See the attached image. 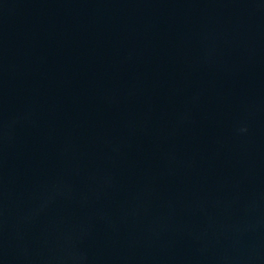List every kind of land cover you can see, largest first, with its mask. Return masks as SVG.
<instances>
[{
    "label": "water",
    "instance_id": "1",
    "mask_svg": "<svg viewBox=\"0 0 264 264\" xmlns=\"http://www.w3.org/2000/svg\"><path fill=\"white\" fill-rule=\"evenodd\" d=\"M0 264H264V0H0Z\"/></svg>",
    "mask_w": 264,
    "mask_h": 264
}]
</instances>
